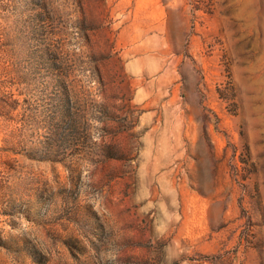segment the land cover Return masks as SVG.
<instances>
[{
    "label": "rangeland",
    "instance_id": "rangeland-1",
    "mask_svg": "<svg viewBox=\"0 0 264 264\" xmlns=\"http://www.w3.org/2000/svg\"><path fill=\"white\" fill-rule=\"evenodd\" d=\"M6 2L0 264H264V0Z\"/></svg>",
    "mask_w": 264,
    "mask_h": 264
},
{
    "label": "trees",
    "instance_id": "trees-1",
    "mask_svg": "<svg viewBox=\"0 0 264 264\" xmlns=\"http://www.w3.org/2000/svg\"><path fill=\"white\" fill-rule=\"evenodd\" d=\"M4 1H5V4H4ZM10 9H11V4L6 2V0H0V10L2 12H9Z\"/></svg>",
    "mask_w": 264,
    "mask_h": 264
}]
</instances>
